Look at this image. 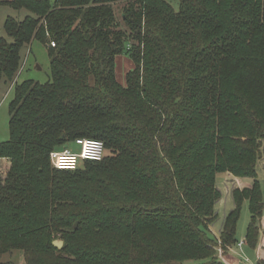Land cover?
Segmentation results:
<instances>
[{"label": "trees", "instance_id": "trees-1", "mask_svg": "<svg viewBox=\"0 0 264 264\" xmlns=\"http://www.w3.org/2000/svg\"><path fill=\"white\" fill-rule=\"evenodd\" d=\"M115 1L0 0L31 13L5 21L0 81L12 82L33 40L50 61L48 82L14 83L0 143L9 162L0 167V255L22 251L26 264H224L217 248L237 243L244 203L246 245L263 249L264 0H177V11L135 0L122 14L127 31ZM120 55L134 66L124 85ZM78 138L102 141L103 159L55 169L50 153ZM226 172L255 181L234 191L216 239L208 226Z\"/></svg>", "mask_w": 264, "mask_h": 264}, {"label": "rangeland", "instance_id": "rangeland-1", "mask_svg": "<svg viewBox=\"0 0 264 264\" xmlns=\"http://www.w3.org/2000/svg\"><path fill=\"white\" fill-rule=\"evenodd\" d=\"M51 1L53 2L54 0ZM133 1L135 0H118L112 4L115 21L118 24V28L124 31H127V29L123 22L122 14L128 4L132 3ZM165 1L170 3L174 10L177 11V0ZM29 15H31V13L26 9L16 10L8 5H0V37L10 40L5 31V21L8 17L22 21L26 16ZM49 63L50 61L45 45L37 40H33L28 47H24L22 49L20 69L12 82L6 80L0 81V143H3L9 139V104L14 98L15 81L17 84L27 80H32L41 84L48 82L50 80ZM115 65L116 78L120 84L124 85L126 73L134 67L133 62L128 56L120 55L116 57ZM78 151L79 149L75 150V152ZM0 167H2V169L9 167L8 159H0ZM256 171V181L264 184V154H262V156L257 161ZM254 181L255 180L252 178H240L228 172L217 175L215 187L220 193V198L214 206V211L217 215L216 219L212 223H209L208 226L211 236L216 238L215 235H219L220 237L225 219L227 218L228 214L235 209V204L233 201L234 191L251 189ZM249 218L250 214L248 212L247 203H244L241 208L240 218L237 222L235 235L237 243L235 245H231L223 252L221 256H218V259L224 264H264V259L257 258V261L254 260L255 258L252 254V250L247 246L245 247L244 245L242 248L243 250L238 249V243L245 238L244 236ZM258 224L260 228L259 236L260 239L261 237L263 239L264 214L258 220ZM213 233H215V235ZM52 238H55L53 242L61 241L64 245V241L60 239L59 234H52ZM262 243V247L264 249V240ZM257 248L258 247H256V249ZM0 264H26L25 255L22 251H13L11 253L0 255Z\"/></svg>", "mask_w": 264, "mask_h": 264}, {"label": "built area", "instance_id": "built-area-1", "mask_svg": "<svg viewBox=\"0 0 264 264\" xmlns=\"http://www.w3.org/2000/svg\"><path fill=\"white\" fill-rule=\"evenodd\" d=\"M51 47L54 43L49 44ZM79 147L78 152H74L68 148L56 150L50 153L51 165L58 170L73 171L80 167L85 161H100L105 155L104 144L100 140L78 138L74 143ZM243 241L238 246L243 245ZM218 256L223 254L220 248H217Z\"/></svg>", "mask_w": 264, "mask_h": 264}, {"label": "crops", "instance_id": "crops-1", "mask_svg": "<svg viewBox=\"0 0 264 264\" xmlns=\"http://www.w3.org/2000/svg\"><path fill=\"white\" fill-rule=\"evenodd\" d=\"M67 148L72 150V151H74V152H75L76 149H79V147L76 146L75 144L74 145H69ZM213 234L215 235V233H213ZM215 236H216V238H219V235H215ZM241 241L245 242V238L242 239ZM244 245H245V247L247 246L246 243H243V245L238 247V249L243 250L242 248H243ZM252 254L254 255V258H255L254 260L255 261H257V258L264 259V249H262L261 246H258L257 249L252 250ZM247 257H249V256H247Z\"/></svg>", "mask_w": 264, "mask_h": 264}, {"label": "water", "instance_id": "water-1", "mask_svg": "<svg viewBox=\"0 0 264 264\" xmlns=\"http://www.w3.org/2000/svg\"><path fill=\"white\" fill-rule=\"evenodd\" d=\"M52 245H53L55 248H57V249H61L63 243H62L61 241H54V242L52 243Z\"/></svg>", "mask_w": 264, "mask_h": 264}]
</instances>
